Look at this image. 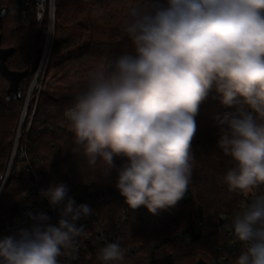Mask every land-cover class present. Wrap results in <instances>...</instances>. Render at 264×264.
<instances>
[{
  "label": "clouds",
  "instance_id": "clouds-1",
  "mask_svg": "<svg viewBox=\"0 0 264 264\" xmlns=\"http://www.w3.org/2000/svg\"><path fill=\"white\" fill-rule=\"evenodd\" d=\"M122 32L132 53L98 63L76 85L65 117L73 151L89 165L102 160L131 209L174 207L188 192L195 157L196 116L214 89L226 108L215 118L217 147L234 166L223 182L237 194L264 185V0H141L129 8ZM114 157L125 158L119 167ZM87 186V185H85ZM61 183L42 191L58 210L57 224L32 212L18 239H0V264H59L62 250L77 251L92 216ZM233 235L244 245L235 264H264V193L237 212ZM102 264H125L120 244L98 250Z\"/></svg>",
  "mask_w": 264,
  "mask_h": 264
},
{
  "label": "trees",
  "instance_id": "trees-1",
  "mask_svg": "<svg viewBox=\"0 0 264 264\" xmlns=\"http://www.w3.org/2000/svg\"><path fill=\"white\" fill-rule=\"evenodd\" d=\"M18 0H0V11L6 10L0 18V49H15L8 58L7 66L11 71L30 70L43 43V32L31 23L15 28L16 15L19 12ZM141 0H57L55 40L51 52L48 73L52 72L59 87L48 86L31 101L28 120L23 129V142L28 143L31 155L43 162L39 174L43 183L55 187L61 183L68 189L78 184L110 185L114 181L115 170L111 177L107 175V165L98 160L89 165L83 154L73 151L74 137L65 117V111L74 106L76 85L82 84L98 63L115 59L124 53H132L131 41L122 32V20L126 11ZM30 78L20 83L22 99L13 94L8 98L9 84L0 74V172L8 163L14 137L23 113L24 98ZM36 105L29 132L28 124ZM226 112H233L220 102L219 95L213 89L200 105L196 116L197 133L192 142L195 164L189 190L194 199L184 197L174 207L162 210L158 215L149 213L146 207L130 209L125 227L127 248L125 264H197L204 260L208 264H235L238 255L244 250L243 243L238 249L232 244L238 240L233 235L232 219L243 210L247 194L230 192L223 182L226 171L234 162L217 147L218 128L215 118ZM119 167L125 158L114 157ZM23 175L14 166L11 180L0 202V215L12 214L14 220L21 204L15 185ZM264 193V185L255 190L258 195ZM16 199L11 205L10 199ZM120 212L127 209L125 198L114 200ZM114 207V206H112ZM202 215H211L215 224L210 228L196 230L195 209ZM227 223H221V217ZM114 218H118L115 213ZM153 219L154 232H146L141 227L142 220ZM176 222L175 228L171 224ZM168 243H165V240ZM160 248H156V244ZM139 247L137 253L131 248ZM226 257V260H223Z\"/></svg>",
  "mask_w": 264,
  "mask_h": 264
},
{
  "label": "built area",
  "instance_id": "built-area-1",
  "mask_svg": "<svg viewBox=\"0 0 264 264\" xmlns=\"http://www.w3.org/2000/svg\"><path fill=\"white\" fill-rule=\"evenodd\" d=\"M56 3L57 0H18L17 5L19 12L16 15L15 28L25 27L34 23L41 32H43L44 41L39 50L37 58L39 56V62L36 71L31 75L32 84L30 86L28 97L25 99V108L21 116L19 126L14 137L11 153L6 168L0 172V202L4 194V191L11 180V174L14 166H17L18 171L23 175L21 181L15 185V190L18 193V203L21 204L17 217L9 221V217L12 215L9 213H3L0 215V239L11 237L18 239L20 233L24 229H28L32 225V221L27 216V213L32 212L44 213L50 217L49 223L55 225L59 220L58 210L53 209L48 201L42 197V191H47L49 188L41 180L39 174V168L43 165L42 161L31 155L32 150L28 147L26 141L23 142V129L28 120L27 111L29 108V96L34 93V98L39 96L40 91L44 84V78L48 71L49 60L55 40V28H56ZM36 58V60H37ZM35 60V62H36ZM34 62V65H35ZM33 65V66H34ZM36 105L33 107L31 117L29 119L28 130L32 123ZM27 109V110H26ZM235 111L234 108H231ZM117 173L114 174V181L108 185H94L89 183L78 184L68 189V197L75 200L76 204H87L93 209L92 216L88 218H82L77 221V226L84 227V234L77 238V251L71 249L62 250L63 255L58 257L59 264H102L97 259L98 250L108 243H118L121 248L125 251L127 248L125 227L129 219V215L132 211L123 209L118 213L119 205H113L114 200L122 199L123 196L119 190L115 187V179ZM87 185V186H85ZM185 199H194V194L188 189L186 192ZM254 198L253 194H247L245 197V204L243 209L252 201ZM10 204H16V199L11 198ZM114 206V207H112ZM131 209V208H130ZM132 210V209H131ZM118 214V218H114V215ZM195 227L196 230L205 228L210 229L205 221V214L202 215L199 208L195 209ZM221 220L227 223L224 216ZM141 227L146 232H154L156 224L153 219L142 220ZM212 223V222H211ZM215 224V219L213 220ZM176 222L171 224V228H175ZM169 241L166 239L165 243ZM242 242H235L232 244L233 249H238ZM155 247L160 248V244H156ZM132 253L139 251L138 246L131 248ZM227 258L224 257L223 260ZM207 263V262H206Z\"/></svg>",
  "mask_w": 264,
  "mask_h": 264
},
{
  "label": "water",
  "instance_id": "water-1",
  "mask_svg": "<svg viewBox=\"0 0 264 264\" xmlns=\"http://www.w3.org/2000/svg\"><path fill=\"white\" fill-rule=\"evenodd\" d=\"M6 14V10L0 11V18L4 17ZM1 40V36H0ZM15 52V49H0V74L6 79L9 84L7 95L8 98L13 94L16 98L22 99V91L20 89V83L24 79L30 78V76L36 71L39 56L35 62V65L27 71L24 72H15L11 71L7 66V60L11 57ZM222 223V220H221ZM197 264H208L204 260H199Z\"/></svg>",
  "mask_w": 264,
  "mask_h": 264
},
{
  "label": "rangeland",
  "instance_id": "rangeland-1",
  "mask_svg": "<svg viewBox=\"0 0 264 264\" xmlns=\"http://www.w3.org/2000/svg\"><path fill=\"white\" fill-rule=\"evenodd\" d=\"M43 40H44V38H43ZM32 81H33L32 76H30L29 87H27V91L24 94L25 95V99L28 97V94H29V90H30V86L32 84ZM44 84L45 85L42 87V90L43 91H45L48 86H51V87H59V84L55 81L54 74L52 72L48 73V71H47L46 76L44 78ZM34 93H35V91L33 93H31L30 96H29V108H28V111H27V115L29 114V110H30V106H31V101L34 99ZM24 108H25V101H24ZM24 108H23V112H24ZM213 220H214V217H212L211 215H208L207 214L205 216L206 223L209 224V223L213 222Z\"/></svg>",
  "mask_w": 264,
  "mask_h": 264
}]
</instances>
